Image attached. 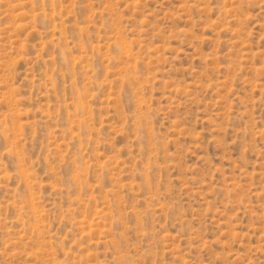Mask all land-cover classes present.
<instances>
[{
  "label": "rangeland",
  "instance_id": "rangeland-1",
  "mask_svg": "<svg viewBox=\"0 0 264 264\" xmlns=\"http://www.w3.org/2000/svg\"><path fill=\"white\" fill-rule=\"evenodd\" d=\"M0 264H264V0H0Z\"/></svg>",
  "mask_w": 264,
  "mask_h": 264
}]
</instances>
